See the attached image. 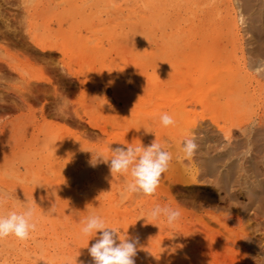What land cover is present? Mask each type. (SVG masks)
Instances as JSON below:
<instances>
[{"label": "rangeland", "instance_id": "374dc122", "mask_svg": "<svg viewBox=\"0 0 264 264\" xmlns=\"http://www.w3.org/2000/svg\"><path fill=\"white\" fill-rule=\"evenodd\" d=\"M150 2L0 0V193L8 197L0 214L30 203L39 221L29 239L16 242L18 239L9 236L1 241L0 264H34L38 259L41 263L36 264H77L73 256L81 259L80 264H93L88 248L99 233L89 244L90 238L81 233L93 214L101 216L107 227L117 229L120 239L137 243L135 264H264V201L261 207L258 203L248 207L245 189L236 190L235 204L224 191H213L209 185L173 188L178 207L188 212L177 221L181 225L189 227L195 215L207 211L229 214V223L243 238L241 244L226 239L230 246L221 251L216 241L222 240L220 235L212 241L208 237L182 238V228L167 224L163 217L153 220L148 213L158 206L154 202L157 193L128 194L130 175L112 177L109 164L101 161L93 167L89 163L92 156L107 159V134L89 126L91 120L106 127L112 138L132 146H148L156 139L180 159L184 158L186 138L194 137L200 145L204 136L207 144L235 147L237 159L245 157L241 164L248 165L244 155L248 146L230 147L226 137L232 136L234 143L253 128L250 122L264 111V85L259 87L256 101L244 103L241 113L234 114L233 97L228 94L236 64L232 36L216 24L200 26L205 3L176 0L171 7L188 14L178 27L167 29L165 10L157 15ZM193 24L198 27L193 29ZM165 30L167 44L162 39ZM243 48L248 58L246 69L255 72L250 67L251 45L246 43ZM41 72L50 75L54 83H43ZM78 78L88 87L80 86ZM260 79L264 84V78ZM157 84L163 90L157 91ZM27 103L35 108L37 122L31 119ZM42 107L49 120L66 121L88 136L78 138L56 126H43ZM77 113L85 121H78ZM165 113L173 118V125L163 126L160 117ZM205 130L219 135L220 140L205 137ZM116 142L113 149L127 147ZM261 152L256 155L260 159L264 158ZM193 156L199 158V153ZM259 173L263 178L262 171ZM160 199L169 201L163 196ZM168 206L176 209L172 203ZM240 223L246 226V236ZM210 225L225 231L218 223ZM50 252L61 258L50 260L54 256ZM28 255L35 261L25 257ZM67 257L74 262L65 261Z\"/></svg>", "mask_w": 264, "mask_h": 264}, {"label": "bare ground", "instance_id": "6f19581e", "mask_svg": "<svg viewBox=\"0 0 264 264\" xmlns=\"http://www.w3.org/2000/svg\"><path fill=\"white\" fill-rule=\"evenodd\" d=\"M136 1H138V0H133V3ZM143 1H149V0H143ZM150 1L152 2V5H151V2L149 4L151 6H153V12L156 13L157 15L161 14V12L163 10H165V12H166L165 13V21H166L167 29L178 27L180 25L181 19L188 14V12L186 10H181L180 7L179 8L178 7H175V8L171 7L172 4L176 0H150ZM197 1H200L203 4L205 3L204 7L202 8L201 13H200V16L202 18V21H200V24H201L200 26L207 27V26H211L213 24L214 25L216 24V26L219 29H221L225 34L232 36L233 42L235 43V46H234L235 58H234V60L236 62H234V64L235 63L236 64H235V68L233 69L232 79L229 83L228 94L232 95V97H233V101H232V108H233L232 110L233 111L232 112L236 115H239L241 113V110H242V105L244 103H247V102L256 101V98H258V96H257L258 89L261 85H264L262 82V79H260L261 76L264 78V61H263V57H264V0H197ZM211 1H213V3H211ZM171 8H173L175 10L172 12V11H170ZM215 21H218V23H213ZM197 25L198 24H196V25L193 24L192 25L193 29H195ZM193 29H191L190 31H192ZM167 31L168 30H165V32L162 36L163 42L166 44L170 42ZM246 43L248 44V46L251 45V48L249 49V53L252 56L251 62H250V67H251V69L255 70V72H249L246 69L247 64H248V58H247L246 53L244 52V48H243V45L244 44L246 45ZM222 46L223 45H221V47ZM193 49H196V48H193ZM196 50L199 51V53L202 52L201 48H197ZM42 69H44V68L42 67ZM42 72H41V75H42ZM43 75L41 76L43 83L44 82L50 83V84L54 83L53 79L50 75H48L46 73H44ZM78 82H79L80 86H82L84 88L88 87L87 82L84 81L83 79H79ZM53 86L55 88V92L57 93L58 92L57 86H55V85H53ZM156 90L157 91L163 90L161 88L160 84H157ZM28 91H30V90H27V92ZM60 96H61V94H60ZM65 100H67V98ZM27 104H28V106H27L28 107V113H29L30 117H32L31 119H33L34 122H37V116L35 115V112H36L35 108H33L32 104H29V103H27ZM25 106H26V104H25ZM40 112H41L42 122H44L43 126L45 124L52 125L54 127L56 126V128L57 127L60 128L59 130H61V131L63 130L64 132L66 131V133H71V134L75 133L78 138H83V136H85V137L88 136V134L85 131H81V132H80V130L77 131L71 125L67 124L66 121L62 123V122L51 120V119L49 120L43 111V107L40 109ZM62 113H64V112H62ZM21 115H23V114H21ZM76 116H77L78 121H85V119L83 118L82 115L77 113ZM62 118H64V117H62ZM65 118H66V116H65ZM87 123L92 128L99 129L103 134H107V138L105 139V143H104V153L106 154L107 158H109L111 156V149H113L112 144L115 141H117L116 143L119 142L125 146L131 145L126 140H120V139L112 138L110 136L109 132L107 133L106 127L98 125L97 123H94L91 120L87 121ZM250 123H251V125H253V128L249 129V131H247L248 133L246 132V134L241 139H239L238 141L233 143L232 142L233 141L232 136L229 135L226 137L228 144L230 143V147L231 146L240 147L243 145L248 146L247 150L244 151L245 153L243 152L244 155L246 154V157L248 158L247 159L248 165H245V166L242 165L243 163L241 164V161H244L243 159L245 157L242 156V160H238L237 159L238 152H237V149L235 147H233L231 150L230 148L226 149V148L218 147L217 145H215V142H214V144H207L206 142H204V140H205L204 136L200 137V142H201L200 145L198 144V142H196V139H195V142L198 145L195 153H197V152L199 153V158H197V157L194 158V156H192L190 159L185 158V157L183 159H180L179 158L180 156L177 157V155H176V157H175L173 150L169 146H167V145L162 146L164 148V150L169 151L172 154V160L169 164L167 171L163 173L164 179L163 180L160 179L159 187L157 188V190L155 192L158 195L157 201L150 199V197H149V199L154 201L155 205H156V203H158L157 204L158 206L165 204L166 205L165 207H169L168 206L169 203L174 204L176 206V209L180 210L181 216H182V215L188 214V212L186 210L178 207L177 200L175 199V196L173 195V188H175L177 186H181V185L187 186V185H191V184L192 185H209V188L212 189L213 191L214 190L224 191L228 195V198H229L228 200H231V202L235 203V204H236L235 201L237 200L236 194H235L236 190L238 191V189H240V190L245 189L247 194H248V198H249V202H250L248 204V207L249 206L253 207L252 205H254L256 203H258L259 204L258 206L261 207L262 202L264 201V158H262L263 159L262 160V159L258 158V156H256V155H258V153L262 154V152H261V149H262L263 150V157H264V148H262L263 146L261 145L262 141H264V111H263V114L261 116H259V118L256 121H251ZM40 127H41V125H40ZM199 132L202 134V130ZM210 132H211V130H208V132L206 131L205 137H211L217 141L219 139V135H217L215 133H210ZM228 133L225 132V134H227V135H228ZM84 142H86V141H84ZM262 144L264 145V143H262ZM183 155H182V157H183ZM93 159H95V158H93ZM254 160H255V162H254ZM90 168H91V166H90ZM261 171H262L261 175L263 176V178L260 177L259 172H261ZM80 177H82V176H80ZM76 178H78V177H75V179ZM160 196H161V198H162V196L167 197L169 199V201L166 203L165 202L163 203V200L160 199ZM145 201H147V200H145ZM151 204H153V203H151ZM15 207L17 208L16 209L17 211L22 210V206L15 205ZM8 211H9V209L7 210V212ZM36 211H35L34 220L37 223V221H38L37 216L38 215H37ZM193 212L196 213L195 211H193ZM228 215H229L228 213L226 214L224 212L222 214H216L214 212L207 211L205 215H200V214L195 215V217H193L194 219L189 222V224H190L189 227H187L186 224L181 225L179 222H175L174 225L177 226L178 228L180 227L179 229H181V228L183 229L182 232H184V233L182 235L183 237L181 236L182 238H184V235L186 237L189 236L192 238L200 237L201 239H202V237H208L212 241V239L218 238V237H216L217 235H220L222 237V240H216V241L218 242L219 246H221L220 247V249H221V248H225V247L230 246V245L229 246L227 245L229 243H226V241H225L226 239L230 240V242H233L236 244L237 243L241 244V238H243V237H240L237 230L235 232V230L233 229V227L229 223L228 218H230V217H228ZM235 216L237 218H240V215L238 213H235ZM186 220H188V216H187ZM210 222L218 223L219 226L221 228H223V230H225L224 232L228 233L229 235L228 234L224 235L223 234L224 232L220 231L221 229L216 230V229L212 228L210 225ZM38 226L39 225L37 224V227ZM241 226H243V224L240 225V229L244 231V229H245L244 227H246V226H243V227H241ZM172 228H174V226ZM178 228L175 227L176 230ZM242 233L241 234L245 235V236L248 234V233H245V231ZM15 241L18 242L19 240H15ZM203 243H204V241H203ZM200 244H202V243L200 242ZM0 245H2L1 241H0ZM41 245L42 244H40V247H41ZM5 246H9L8 248L11 247L10 244H6ZM37 246H38V244H37ZM198 246H200L199 243H198ZM2 247H3V245H2ZM207 248H209V247H207ZM0 249H1V247H0ZM209 250H210V248H209ZM227 250H229V249H227ZM18 251H19V249H18ZM221 251H222V249H221ZM27 252H24V253L26 254ZM41 252H42V250H41ZM207 252H208V250H207ZM238 253H239V250H238ZM245 253H246V250H245ZM7 254H9V253H7ZM32 255H34V254H32ZM50 255H54V256H50L51 258L56 257L55 256L56 254H51V252H50ZM29 256L30 255L25 256V257H28V259H29L31 257V256L30 257ZM62 256L64 257V255H62ZM67 256H69V255H67ZM25 257H23V258H25ZM33 257L36 259L38 258V257H35V255ZM57 257L61 258V256H59V255ZM65 257H66V255H65ZM43 258L45 259V257H43ZM53 258L52 259L49 258V259L53 260ZM56 258H54V260H57ZM73 258H70V260H69L67 257V260L66 259H64V260L68 261V262L71 261V263L75 261V263L80 264L81 259H76L74 256H73ZM31 259H32V257H31ZM72 259L74 261H72ZM50 260H48V261H50ZM234 260H236V259L234 258ZM34 261L35 260H33V262ZM39 261H40V259L36 260V263ZM24 262L25 261H22V263H24ZM44 262L45 261H43L42 264H44ZM36 263L34 262V264H36ZM39 263H41V262H39ZM13 264H15V263H13ZM52 264H53V262H52Z\"/></svg>", "mask_w": 264, "mask_h": 264}, {"label": "clouds", "instance_id": "9594fccd", "mask_svg": "<svg viewBox=\"0 0 264 264\" xmlns=\"http://www.w3.org/2000/svg\"><path fill=\"white\" fill-rule=\"evenodd\" d=\"M160 121L165 127L175 123L173 118L166 113L160 117ZM197 147L194 137L186 138L182 147L184 157L190 159ZM171 160L172 154L164 150L155 139L148 146L140 144L111 149V156L107 159L97 156L93 160L92 156L90 165L95 167L101 161L109 164L112 177L125 174L131 176L126 192L151 196L159 187L160 178L167 171ZM7 199L6 195L0 193V208H3ZM35 211V207L29 203L24 205L20 211L10 210L6 215L0 214V241L9 236H14L21 241L29 239L31 233L37 228L34 220ZM148 215L153 220L163 217L167 224L173 225L180 219L181 212L171 207L156 206L150 210ZM81 233L90 238L88 244L99 233L95 243L88 248L93 264H135L137 243L127 238L120 239L117 229L107 227L101 216L90 215L81 228Z\"/></svg>", "mask_w": 264, "mask_h": 264}]
</instances>
